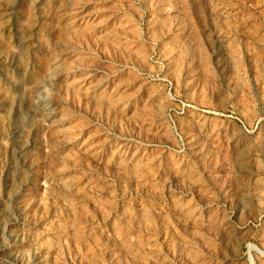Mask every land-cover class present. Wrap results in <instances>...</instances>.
Listing matches in <instances>:
<instances>
[{
  "label": "rangeland",
  "instance_id": "1",
  "mask_svg": "<svg viewBox=\"0 0 264 264\" xmlns=\"http://www.w3.org/2000/svg\"><path fill=\"white\" fill-rule=\"evenodd\" d=\"M0 264H264V0H0Z\"/></svg>",
  "mask_w": 264,
  "mask_h": 264
}]
</instances>
